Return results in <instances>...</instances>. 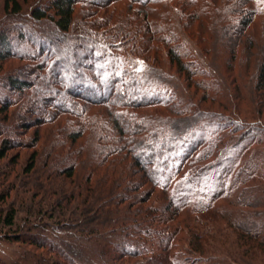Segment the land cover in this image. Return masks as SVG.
I'll return each mask as SVG.
<instances>
[{
	"label": "trees",
	"instance_id": "obj_1",
	"mask_svg": "<svg viewBox=\"0 0 264 264\" xmlns=\"http://www.w3.org/2000/svg\"><path fill=\"white\" fill-rule=\"evenodd\" d=\"M3 6L36 50L0 32L2 64L32 63L1 108L33 133L0 131V162L32 151L0 195L1 240L36 250L22 264H264V0Z\"/></svg>",
	"mask_w": 264,
	"mask_h": 264
},
{
	"label": "rangeland",
	"instance_id": "obj_2",
	"mask_svg": "<svg viewBox=\"0 0 264 264\" xmlns=\"http://www.w3.org/2000/svg\"><path fill=\"white\" fill-rule=\"evenodd\" d=\"M4 1L5 0H0V32H4L3 35H5V36L9 35V38L11 39V41L13 43L11 45L15 47L16 50H14V51H16L18 54H21V53L24 54L25 53L28 55H33L36 52L34 45L29 41H25V43L21 44L19 39H18L17 32L22 31V29H23L22 26L20 24H12V23L10 24L9 22L4 24V20H6L5 15H4V9H3L4 8V6H3ZM30 27L31 26L25 27L27 29L26 31H29V32L32 31V30H28V29H31ZM259 40H261V41H259L260 44L264 42V39L263 40L259 39ZM8 49H9V46L6 43H2L0 41V51L4 52ZM29 66H30V68H29ZM33 66H34V64H33ZM31 67H32L31 62H22V61H17V60L11 61L10 63H7V64H2L0 62V131H5L7 134L11 135L13 138H15L17 140L22 139V140H25L27 142L32 141L33 133L30 132L25 138L22 137V135H24V133L22 131H20V129L19 130L13 129L11 127L12 126L11 122H9V123L5 122L6 121V120H4L5 114L1 111V108L3 106V104H2L3 102H6L7 100H11L13 104H18L17 102L19 101V98H20L18 96V94L17 93L15 94L14 92H12L8 86L7 78L9 77V75H11V74L21 75L23 77L24 73H26L27 71H30ZM16 70L19 72H20V70L21 71L26 70V72L18 74L16 72ZM249 73H250V71H249ZM67 77H68V75H67ZM64 83L67 86L70 84L68 81V78L66 79V76H65ZM44 90H46L45 86H44ZM46 96H48L47 92L44 91L43 94H41L40 98H44ZM55 100L57 103H62V104H66L68 102L66 95H63L61 97H55ZM244 110H246V111H244L243 114L246 116L247 119L249 118L248 120H250L251 116H254V115H251V112H248L247 108H244ZM16 112H17V108H13L9 112V114L13 115V118L15 120L17 118H19L16 115L17 114ZM259 148L261 149V151L264 152V146L263 145L260 146ZM39 151L42 153L41 149ZM31 153H32V151L15 150V151L11 152L4 161L0 162V195H2L8 191V188L3 189L1 184H8V183L16 184L17 181L20 180V178H22L21 174L23 172L24 167L27 164L26 162L29 159ZM46 160L47 159H45L43 157L41 160L40 166L42 164H44L46 162ZM15 161H16V163H14ZM3 172H7L9 174L8 177L4 176ZM11 201L12 200H10V202ZM0 206H2L1 201H0ZM21 219L22 218L20 216L18 224L20 227H23L25 224L23 223V221H20ZM5 232H7V231H5ZM47 234H49L51 237H49V236H46V237H49L50 239L53 238L52 233L49 232ZM44 235H46V234H44ZM229 241H231V239ZM214 244H215V246L219 245L218 247L223 246L225 249V251H223V252H226L227 250H229L232 253L238 254V249L235 248V246L234 247L230 246V244H232V242H228L227 244H221V243L220 244L214 243ZM28 251H31V249L28 247L22 246L21 244L7 243V241L1 240V238H0V260H2V261H7L8 263H15L16 262L15 264H19L21 262H24V259H22L23 254L25 255V253H27ZM32 251H36V250L32 249ZM212 253H213V251H212ZM221 253H222V251H221ZM222 254L224 255V253H222ZM248 258L253 260L255 264H262V262H263L261 260V258H258V257L253 258V257L249 256ZM229 263L233 264L231 262H229Z\"/></svg>",
	"mask_w": 264,
	"mask_h": 264
}]
</instances>
